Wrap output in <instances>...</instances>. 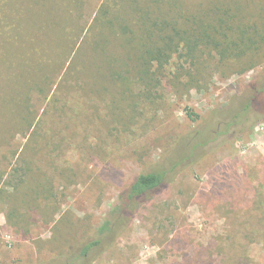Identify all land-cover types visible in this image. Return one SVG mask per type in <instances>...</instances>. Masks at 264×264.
Returning <instances> with one entry per match:
<instances>
[{"label":"rangeland","instance_id":"1","mask_svg":"<svg viewBox=\"0 0 264 264\" xmlns=\"http://www.w3.org/2000/svg\"><path fill=\"white\" fill-rule=\"evenodd\" d=\"M183 1L198 6L209 0ZM101 2L89 0L88 8L97 11ZM199 59L195 66L176 59L167 68L152 103L138 104L130 131L97 122L77 125L76 132L53 133L47 110L41 133L53 137L43 145L39 165L58 178L52 201H46L55 212L51 224L13 225L5 199L13 188L6 184H17L14 173L22 167L13 155L25 146L26 133H16L10 143L0 141V264L56 259L63 264L61 241L71 240L80 252L98 237L106 221L122 216L112 210L133 178L161 160L168 166L174 145L172 158L180 162L174 182L141 207L109 246L94 249L76 264H186L183 258L194 259L203 247L207 253L210 244L227 245L226 255L215 254L213 264H245L244 251L247 264H264L263 237L253 238L256 226L233 205L237 196L231 191L237 180L256 186L264 169V57L242 72L221 63L213 52ZM174 76L178 80L171 83ZM34 105L50 109L38 101ZM104 106L102 116L109 114ZM68 174L72 181L63 178ZM62 217L68 224H59Z\"/></svg>","mask_w":264,"mask_h":264},{"label":"trees","instance_id":"2","mask_svg":"<svg viewBox=\"0 0 264 264\" xmlns=\"http://www.w3.org/2000/svg\"><path fill=\"white\" fill-rule=\"evenodd\" d=\"M101 1L92 11L89 0H0V141L10 143L20 132L27 138L14 152L22 168L14 173L17 184H6L13 192L5 198L13 225L21 229L56 220L46 201H52L58 178L39 165L43 145L53 137L52 132L41 133L47 110L53 133L76 132L77 125L97 122L122 126L127 132L136 123L138 104L152 103L176 59L195 66L205 51L213 52L221 63L244 68L242 72L264 57V0H209L198 6L183 0ZM175 80L178 76L170 81ZM37 101L51 111L35 106ZM104 103L109 114L102 116ZM190 119L197 120L191 115ZM176 151L174 145L168 166L161 160L133 178L112 210L122 216L106 221L100 237L80 252L71 240L61 241L63 262L76 264L94 249L109 246L141 207L174 182L180 171V162L172 158ZM258 174L262 176L256 186L237 180L231 191L237 196L233 205L256 226L253 238L264 241V169ZM63 178L72 181V175ZM68 221L62 217L59 224ZM226 247L210 244L207 253L203 247L194 259L183 260L213 264L215 254L226 255ZM241 262L247 264V251Z\"/></svg>","mask_w":264,"mask_h":264}]
</instances>
